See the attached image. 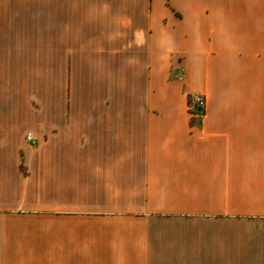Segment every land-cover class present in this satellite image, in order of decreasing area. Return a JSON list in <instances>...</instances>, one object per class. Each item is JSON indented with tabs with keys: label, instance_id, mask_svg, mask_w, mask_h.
<instances>
[{
	"label": "crops",
	"instance_id": "1",
	"mask_svg": "<svg viewBox=\"0 0 264 264\" xmlns=\"http://www.w3.org/2000/svg\"><path fill=\"white\" fill-rule=\"evenodd\" d=\"M81 12L0 0V264H264V0Z\"/></svg>",
	"mask_w": 264,
	"mask_h": 264
},
{
	"label": "rangeland",
	"instance_id": "2",
	"mask_svg": "<svg viewBox=\"0 0 264 264\" xmlns=\"http://www.w3.org/2000/svg\"><path fill=\"white\" fill-rule=\"evenodd\" d=\"M121 1L125 2L126 0H81L83 39H89L90 29H92L93 27L92 23H99V20L105 13V8L107 6H118L120 5ZM190 96L195 95L187 96V110L190 117L194 118L193 116H191L188 108V101Z\"/></svg>",
	"mask_w": 264,
	"mask_h": 264
},
{
	"label": "built area",
	"instance_id": "3",
	"mask_svg": "<svg viewBox=\"0 0 264 264\" xmlns=\"http://www.w3.org/2000/svg\"><path fill=\"white\" fill-rule=\"evenodd\" d=\"M188 108L190 111L191 116L196 119H201L203 110L205 108V100L200 95L190 96L188 101ZM25 139L31 144L35 145L36 140L30 135L27 134Z\"/></svg>",
	"mask_w": 264,
	"mask_h": 264
}]
</instances>
